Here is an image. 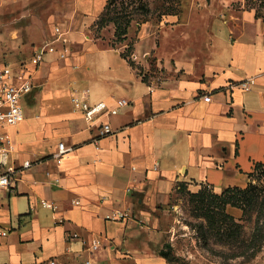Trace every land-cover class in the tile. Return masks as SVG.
<instances>
[{
	"label": "crops",
	"instance_id": "obj_1",
	"mask_svg": "<svg viewBox=\"0 0 264 264\" xmlns=\"http://www.w3.org/2000/svg\"><path fill=\"white\" fill-rule=\"evenodd\" d=\"M145 1L143 20L133 19L114 45L115 25L107 37L97 23L108 0H0V47L31 56L57 25L68 47L63 59L46 55L33 74L37 89L25 96L33 107L3 128L13 138L10 162L33 164L0 194V225L9 229L2 261L168 264L151 241L176 191L202 183L217 193L245 188L264 163V28L246 26L264 24L258 7L250 0ZM199 21L210 33L204 55L173 35ZM251 76V89L230 87ZM75 88H89L92 102L130 100L110 118L113 134L93 141L97 128L73 110ZM60 142L72 149L57 158ZM114 210L133 218L108 219ZM95 237L103 246L92 251Z\"/></svg>",
	"mask_w": 264,
	"mask_h": 264
},
{
	"label": "rangeland",
	"instance_id": "obj_2",
	"mask_svg": "<svg viewBox=\"0 0 264 264\" xmlns=\"http://www.w3.org/2000/svg\"><path fill=\"white\" fill-rule=\"evenodd\" d=\"M117 1L120 4L123 2L125 6L129 5L126 10L133 19L143 20L137 4L133 3V7H130L135 0ZM119 3L117 4L120 5ZM143 3L149 6L147 1L143 0ZM249 4L258 7V14L264 16V0H250ZM116 7L112 6L111 16L123 11L122 8ZM154 18V25L159 24L157 17ZM113 25L112 21H108L103 27L105 29L102 32L107 37L113 32ZM246 26L248 32L255 30L260 33L264 28L263 22L252 25L246 22ZM192 27L184 33L177 32L173 35L177 40L181 35L182 44L188 41L187 50L191 48L192 51L201 52L199 55H204L202 52L206 48L205 41L210 36L206 23L194 22ZM159 30L157 28L156 32L161 34ZM111 39L114 45L119 41L117 37ZM157 41L160 45L161 38ZM89 45L90 42L86 43L84 50L88 49ZM155 51L150 56L153 62L158 58ZM28 57L30 53L13 54L5 47H0V65L6 62L14 64ZM87 57L91 58L92 55ZM22 104L24 112L29 113L33 107L32 102L25 97ZM250 179L249 183L256 189L236 201L238 206L224 205L219 199L209 203L207 199L202 201L193 197L191 192H197L206 185L205 183H202L198 190L188 187L178 189L167 210L157 215L159 222L151 241L153 252L159 255L161 250L167 252L168 257L164 258L168 264H264V166H259Z\"/></svg>",
	"mask_w": 264,
	"mask_h": 264
},
{
	"label": "built area",
	"instance_id": "obj_3",
	"mask_svg": "<svg viewBox=\"0 0 264 264\" xmlns=\"http://www.w3.org/2000/svg\"><path fill=\"white\" fill-rule=\"evenodd\" d=\"M63 30L60 26L55 27V37L45 42L36 49L28 59L21 62L4 63L0 65V194L3 191L10 190L18 181L19 172L32 166L33 162L25 161L21 166H16L10 162L14 149L13 138L10 133L4 132L3 128L18 125L25 118L23 108V98L34 88V71L45 60L49 53H57L60 59L67 56L68 47L62 38ZM56 42H61L59 48ZM254 76L248 77L240 83L231 84L230 87L240 86L245 90L251 89L255 83ZM206 101L211 100V94L204 95ZM73 110L79 113L89 127H96L97 134L93 141L98 143L100 139L114 133L110 118L117 115L119 111L130 104V100L121 97L110 104L106 100L92 102L90 99L89 88H75L71 94ZM99 148V146H97ZM72 148L64 142H60L55 157L61 158L66 155ZM59 180V179H57ZM209 188L212 186L207 183ZM45 207L56 210L58 205L54 202L44 201ZM108 219L127 221L132 214L127 211L114 210L107 215ZM59 221H63L60 219ZM9 234V229L0 225V243ZM103 246L102 237H95L92 240L91 249L97 251ZM89 264L90 261H87ZM0 264H15L12 262L2 261ZM30 264H60L57 258H50L43 261H35Z\"/></svg>",
	"mask_w": 264,
	"mask_h": 264
},
{
	"label": "trees",
	"instance_id": "obj_4",
	"mask_svg": "<svg viewBox=\"0 0 264 264\" xmlns=\"http://www.w3.org/2000/svg\"><path fill=\"white\" fill-rule=\"evenodd\" d=\"M117 3H119L117 0H108L106 9L101 15L97 23H98V28H102L106 25L108 21L110 22L112 21L115 25V36L117 37L118 40H121L126 37V34L128 33V27L130 26V23L133 20V18L126 10L129 7V5L125 6L123 2L122 4L119 3L120 5H118ZM133 3L137 4V8L142 12V14H145L146 12L150 10L148 5H145L143 3V0H135L134 2L130 4L131 8L133 7ZM115 5L117 7L122 8L123 11H121V13L117 12L116 11L117 7ZM112 6L116 7L115 11L117 12V15L115 16L110 15ZM123 56L125 58H129V61L132 62L131 54L129 51L124 52ZM262 165L264 166V163L256 164L254 171L259 166H262ZM185 187L184 186L180 187V190ZM252 189L255 190L256 187L252 185L251 183H249L245 188L238 187V186H230V187L225 188L221 193H217L214 191V189L209 188L206 184L204 187L200 188L197 192H191V195L202 201L207 199L208 201H210L209 203H211L215 199H219L222 203H224V205L231 204L233 206H238L236 201L241 200L242 197H246L245 195ZM160 255L165 258L168 257V253L165 252L164 250L160 251Z\"/></svg>",
	"mask_w": 264,
	"mask_h": 264
}]
</instances>
